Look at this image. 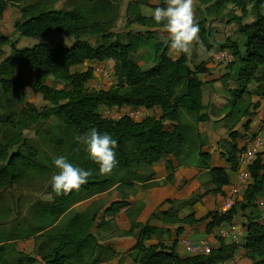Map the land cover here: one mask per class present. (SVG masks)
Returning <instances> with one entry per match:
<instances>
[{
  "label": "trees",
  "instance_id": "trees-1",
  "mask_svg": "<svg viewBox=\"0 0 264 264\" xmlns=\"http://www.w3.org/2000/svg\"><path fill=\"white\" fill-rule=\"evenodd\" d=\"M0 0V19L11 7L15 8L14 30L20 37L38 38L48 33L65 35L72 39L69 46L52 47L38 42L31 47L19 48L17 41L0 35V46L9 44L11 54L0 61V115L11 110L12 97L16 102L23 101L19 84L15 83L16 67L34 72L28 83L33 92L39 93L49 109L33 106L20 108L17 113L10 112L5 121L14 123L10 133L0 132V190L11 188L24 180L31 172L41 171L37 162L38 150L23 136L29 124L53 116L59 123L58 133L49 138L55 156H65L75 166L91 169L88 183L79 191L55 196L52 202L35 203L30 210L29 221L16 222L5 231L0 225V264H98L101 247L97 237L91 232L94 226L107 225L104 216L111 218L127 207L125 214H131L128 197L123 188L135 187L155 177L150 173L144 178L127 175L134 167L154 164L165 156H173L178 164L194 165L207 170L214 188L210 191L221 196L222 188L229 184V174L224 167L214 166L215 159L223 158L230 171H235L245 146H238V132L235 127L243 118L249 117L259 106L260 101L251 102L247 86L257 83L256 93L264 97V0H196V20L199 23L200 39L209 48L208 30L204 27L206 16L218 17L229 5L240 9V16L230 18L237 26L239 41L228 38L219 46L232 52L233 60L226 64V72L220 77L224 91L229 96L223 120L229 137L221 143L224 152L208 153L202 150L206 137L195 129V124L208 120L202 103V81L199 75L206 71L203 64L190 67L187 55L181 53L176 59L167 55L171 48L170 39L157 41L154 30L144 34L128 33L125 40L111 30L124 0H78L79 5L69 10L55 7L58 0ZM164 7L165 0H158ZM146 3V2H144ZM247 3L252 4L253 20L244 23ZM142 2L127 0L125 7L126 25L138 24L148 29L164 27L157 24L151 16L141 12ZM106 15V19L97 15ZM83 37L96 38L91 42ZM144 49V59L152 62L151 67L142 69L132 58V54ZM113 63L115 84L108 90L88 91L85 84L92 78V70L72 72L71 68L87 62ZM233 76L234 87L229 81ZM66 82L69 89H57L46 84V79ZM244 95H247L244 98ZM101 106L107 108L132 107V109L159 108L161 115L148 116L139 122L123 116L118 119L103 118L97 112ZM194 117V126L187 125L183 114ZM249 121L243 125L248 129ZM95 127L100 133H109L117 140L115 149L117 167L111 175H102L99 165L89 157L86 145L75 141L76 135ZM16 148V149H15ZM15 149V150H14ZM167 174L165 183L170 188L173 182L171 161L163 165ZM251 183L246 187L239 207L233 206L225 213L208 212L196 220L192 214L179 218L180 207L166 198L161 204H169L167 210L151 214L145 223L131 221L123 236L134 238L131 247L133 261L137 264H221L233 256L237 246L222 241L217 248L207 254L180 256L175 244L165 249L162 245H146L159 231L149 224L151 219H160L164 224L207 221L206 232L222 224L231 223L239 208L246 220L244 254L235 264H264V223L260 222L262 211L255 202L256 196L264 191V153L259 154L249 166ZM138 180H137V179ZM111 187H116L121 198L104 207L99 196ZM87 201L83 206H75ZM177 233L182 230L177 228ZM30 248V250H29Z\"/></svg>",
  "mask_w": 264,
  "mask_h": 264
},
{
  "label": "rangeland",
  "instance_id": "rangeland-1",
  "mask_svg": "<svg viewBox=\"0 0 264 264\" xmlns=\"http://www.w3.org/2000/svg\"><path fill=\"white\" fill-rule=\"evenodd\" d=\"M34 1L36 0H28L26 3H32ZM79 4L80 3L78 0H58L57 3H55V7L59 9L69 10ZM97 17L106 19L107 16L101 14L97 15ZM248 19L249 18H245V20ZM15 20V8L11 7L8 14L4 18L0 19V35L10 37L12 41L16 40L17 46L19 48L31 47L38 42H45L52 47L69 46L72 42V39L70 37L54 34L51 32L43 37L38 38L20 37L19 33L14 30ZM158 29L159 28L154 30L153 37L157 41H166L169 38L167 32ZM111 30L119 33L122 36V40H125V37L128 33L137 35L143 32V29L138 28L135 24L127 26L125 15H121L120 13L118 14L115 24L112 26ZM227 38L234 41L240 40V37L236 30L230 32V35L226 37V39ZM83 39H88L93 43L96 42V38L83 37ZM223 42L224 40L220 43V45L223 44ZM144 52V49H140L136 53L132 54V58L140 65L143 70L148 67V65L145 64L147 61L143 57ZM10 54L11 50L9 44H2L0 46V61ZM93 62L94 61H90L85 63L84 65L72 67L71 71L73 73H81L85 72L87 69L92 70V78L85 84V88L88 91H100L111 88L115 84L114 76L112 75L109 76V78H105L99 73V69L103 72L107 70L111 74L113 68L112 62H105L103 64ZM192 63L193 62H191L190 64L193 68L195 65ZM219 64L223 63L221 62ZM223 69L226 70V68ZM33 77V71L24 70L21 67H16L14 80L15 83L19 84L24 98L21 103H17L15 100L16 96L14 95L12 97L13 106L11 110L5 111L0 115V132L3 131L6 133H10L15 129V127L13 126L14 123H7L5 121L7 115L10 112L14 113V111L17 110L15 111V113H17L20 108H26L29 105L37 109L50 108L49 104L42 99V96L39 93L33 92L28 83H24V81L31 82ZM232 79L233 76L231 77L228 84L233 82ZM45 82L47 85H50L57 89L70 88L69 84H67L66 82L55 80L52 77H48ZM97 112L103 118L118 119L126 116L134 122H139L143 118L150 116L145 111L139 109L107 108L104 106L99 107L97 109ZM130 114H133L134 116H131ZM183 120L187 125H190L192 127L195 124L194 117L191 115H186L185 113L183 114ZM58 128V121L53 116H49L46 119L39 120L38 122L33 124H29L27 128L23 130L24 138L28 139L31 145L38 150L37 162L41 165V171L35 173L31 172L24 180L14 184L11 188L0 190V225L5 231L10 229L11 226H13L16 222H19L21 220L29 221V213L31 207L35 203L52 202L53 198L57 196L51 188V176L58 171V169L53 164V158L56 156L54 154V151L49 148L47 144L52 145V143L49 141V138L55 137V135L58 133ZM80 147L81 149H83L85 145L81 143ZM152 172L154 174H164L162 164L158 165L155 163L151 165L148 164L144 166L134 167L129 171V173H127V175H137L138 177L144 178ZM166 185L167 184L165 183L164 179H161L157 181H148L145 183H138L136 181L134 185L135 187L130 189L123 188L125 192L124 195L128 197V200H130L131 203L138 201V208L132 211L131 214L122 215L121 210L119 215H115L112 218L109 217V219H107V225L102 227V231H104L107 235L99 233L97 229L92 228L91 232L97 237L98 242L101 246L98 250V253L101 257V262H105L106 264H125L124 260L126 259V257H129L133 261L132 258L135 253H133L131 247L134 244V239L123 238L125 236H123L122 233L128 228L131 221H138L140 218L145 219L148 216H151V214L153 215L157 213L158 208L163 205L161 203L164 202L165 198L170 196V194H173L175 200H178L175 207H180L183 202L186 203L190 200H193L192 197H189V194L187 196L183 194L176 196L171 191L172 189H164V186ZM150 189L154 190L152 194L148 192V190ZM184 192L186 193V190H184ZM120 198L121 193L119 189L116 187H111L99 196V201L100 204L107 206L113 200H118ZM255 202L263 214L260 222L264 223V191L256 196ZM83 204L85 205L87 203L79 202V206H83ZM235 206L239 207V204L236 203ZM112 236H122V238L118 239L117 237ZM218 241L219 243L221 242V240Z\"/></svg>",
  "mask_w": 264,
  "mask_h": 264
},
{
  "label": "crops",
  "instance_id": "crops-1",
  "mask_svg": "<svg viewBox=\"0 0 264 264\" xmlns=\"http://www.w3.org/2000/svg\"><path fill=\"white\" fill-rule=\"evenodd\" d=\"M166 1V0H165ZM141 5V12L144 16H150L148 13L153 11V6H158V0H142ZM146 2V3H144ZM127 0H124L121 3L120 7V14L125 15V7H126ZM197 6V3H196ZM251 6L252 4L247 3V11L248 14L244 19V23H249L253 20V15L251 14ZM167 7V2L164 6ZM261 13H264V9H260ZM241 11L239 8L229 5L227 8L221 13L218 17H208L206 16L204 27L208 30L209 36L207 37V43L210 46L209 48L204 47L203 50L199 49V46H194V51L191 56H188V59L192 64H203V67L206 68V71L199 75L203 85H202V94L203 100L202 103L205 106V110L208 114V120L203 122H198L195 124V129L200 134L206 137V144L203 146L202 150L208 153H219L224 152L223 148L220 146L221 143L228 142L229 137L227 135V130L225 127V123L223 120V116L225 115V107L228 103L229 96L223 89L222 82L220 77L226 72L223 64H219V62L215 61L214 54L217 52L220 43L226 40V37L230 35V32H233L237 29V26L230 21V18L233 16H240ZM195 17H196V8H195ZM138 28L143 29V32L140 34H144L146 30H155L154 28L148 29L147 27H143L141 25L135 24ZM165 27H161L158 30H164L167 32ZM169 37V33L167 32ZM145 53V52H144ZM167 55L172 58L176 59L179 57L177 53L170 48L167 51ZM111 62V61H106ZM95 63V62H93ZM96 63H104V62H96ZM113 64V63H112ZM148 65L146 69L151 67L152 62L148 61L145 63ZM190 67L192 65L190 64ZM264 72V67H260L258 71V76H260ZM230 82V81H229ZM234 83H230V88L234 87ZM257 83H250L247 86V94L251 102L255 103L260 101V106L249 116L243 118L240 123L235 127V130L238 132L237 143L238 146H250L252 144L253 138L257 137L262 139L264 142V97H261L256 93ZM247 95H244L246 98ZM122 109H132V107H121ZM139 110L145 111L148 115L154 116L158 118L161 113L159 108H152V109H144L138 108ZM246 121H249L248 129L245 130L243 125ZM171 161L172 163V171H173V182L172 187L164 186V189H172L171 191L177 196L179 195H188L192 197L193 200L186 202L181 205L178 215L179 218H184L189 214H192L194 219L198 220L202 218L208 212L218 211V207L225 195H227L232 189H237V177L233 171L229 170V165L225 162L223 158L215 159L212 162L214 166H220L226 168L229 174V184L222 188V195L215 196L210 191L213 190L214 186L211 183L210 176L207 174V170L194 166V165H184L178 164L176 159L171 156H165L164 158L160 159L156 164L162 166L166 161ZM155 164V163H154ZM164 169V168H163ZM164 174H154V180H161L164 179L167 172ZM148 182V181H146ZM108 190V189H107ZM186 190V193L184 192ZM105 192V191H104ZM103 192V193H104ZM150 194L154 192L153 189L148 190ZM101 193V194H103ZM244 191L241 193L243 194ZM100 194V195H101ZM174 195L170 194V196L166 198H170L172 201L177 203L178 200H175L173 197ZM165 198V199H166ZM183 199V198H182ZM116 201V200H113ZM129 206L133 208V211L138 208V201L130 202L128 200ZM87 201H83L86 203ZM82 203V202H80ZM181 204V203H180ZM75 206H79V203ZM108 206V205H107ZM104 205L102 210L100 211V215L102 214L103 210L107 207ZM170 207L169 204H163L158 211L167 210ZM127 207L121 209L122 215H124L125 210ZM120 210V211H121ZM120 211L117 215L120 214ZM247 211L242 212L239 208H237V212L234 215L230 225H234L236 229L239 231L238 241L234 243L237 248L233 253V256L224 261L221 264H235L244 254L243 244L245 243L246 237V220L244 214ZM104 216V220L109 219L110 216ZM149 216L145 219L140 218L138 221L145 223L148 220ZM108 221V220H107ZM261 221V220H260ZM206 223L207 221H198L193 224H186V223H177V224H164L160 219H151L149 224L156 227L159 231L152 237L150 240L146 242V245H162L165 249H168L170 246L175 244V250L180 256H190L192 255L186 250L185 243L186 242H197L201 240H206L212 248H217L219 246V241L221 240L225 244H230L229 241H225L219 238V232L222 228H224L227 224H222L218 227L213 228L209 233L206 232ZM105 226V225H103ZM93 228L97 229L99 233H103L107 235L104 231H102V227ZM129 227V226H128ZM181 228V232L177 233V228ZM122 238V236H112ZM123 238H131L130 236H125ZM218 238V239H217ZM134 243V240H133ZM125 264H137L133 262L129 257H126L124 260ZM35 264H40L37 261ZM98 264H106L105 262H100Z\"/></svg>",
  "mask_w": 264,
  "mask_h": 264
},
{
  "label": "clouds",
  "instance_id": "clouds-1",
  "mask_svg": "<svg viewBox=\"0 0 264 264\" xmlns=\"http://www.w3.org/2000/svg\"><path fill=\"white\" fill-rule=\"evenodd\" d=\"M167 7H156L148 14L157 24H163L169 33L170 46L177 53L191 56L194 46L204 49L200 39L199 23L195 18L196 0H166ZM78 143L86 145L89 157L99 165V172L103 175H111L117 167L115 149L117 140L109 133H100L95 127L89 128L83 134L74 137ZM53 164L58 169L51 176V188L57 195H66L79 189L88 183L93 174L91 169H84L70 163L65 156L53 158Z\"/></svg>",
  "mask_w": 264,
  "mask_h": 264
},
{
  "label": "built area",
  "instance_id": "built-area-1",
  "mask_svg": "<svg viewBox=\"0 0 264 264\" xmlns=\"http://www.w3.org/2000/svg\"><path fill=\"white\" fill-rule=\"evenodd\" d=\"M215 61L223 63L224 65L230 63L233 60L232 52L226 48L218 49L214 54ZM105 63V62H104ZM99 64V63H98ZM103 64V63H100ZM99 73L105 78L113 75V68L110 72L105 70L104 72L99 69ZM114 76V75H113ZM111 83V82H110ZM108 90V89H107ZM131 115V114H130ZM131 116H134L133 114ZM264 153V142L260 138H253L252 144L246 146L245 150L240 155L238 166L234 171L237 177V189H232L227 195H225L218 207V212L225 213L242 200L243 191L251 183V176L249 173V166L255 160L259 154ZM239 231L234 225L228 223L219 232V238L225 241H229L230 244H234L238 241ZM186 250L192 255L207 254L212 249V246L206 241L201 240L197 242H186Z\"/></svg>",
  "mask_w": 264,
  "mask_h": 264
}]
</instances>
